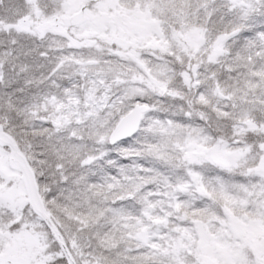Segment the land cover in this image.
<instances>
[{
    "label": "snow or ice",
    "instance_id": "snow-or-ice-1",
    "mask_svg": "<svg viewBox=\"0 0 264 264\" xmlns=\"http://www.w3.org/2000/svg\"><path fill=\"white\" fill-rule=\"evenodd\" d=\"M3 36L47 75L0 95V264H264V0H20Z\"/></svg>",
    "mask_w": 264,
    "mask_h": 264
},
{
    "label": "trees",
    "instance_id": "trees-1",
    "mask_svg": "<svg viewBox=\"0 0 264 264\" xmlns=\"http://www.w3.org/2000/svg\"><path fill=\"white\" fill-rule=\"evenodd\" d=\"M19 2L20 0H3V5H0V14L3 13V9H1L2 6L7 4L15 6ZM17 39L23 43V37H17ZM8 41V36L0 37V49H10L8 52H0V76H2L5 81H7L9 77L14 78V80L10 87L0 88V95L16 89L18 87L16 80L29 82L32 87H28L27 91H34L35 86L41 85L44 77L47 75L46 68L42 66L41 58L35 51L23 49L16 45L10 46ZM190 42L193 46L195 45L193 41L190 40ZM44 63H47V61H44ZM15 96L22 97L23 93L18 91L15 93ZM21 127L23 126L21 125ZM36 139L39 146L40 138L37 137Z\"/></svg>",
    "mask_w": 264,
    "mask_h": 264
},
{
    "label": "rangeland",
    "instance_id": "rangeland-1",
    "mask_svg": "<svg viewBox=\"0 0 264 264\" xmlns=\"http://www.w3.org/2000/svg\"><path fill=\"white\" fill-rule=\"evenodd\" d=\"M33 4H34V0H33ZM8 7H14V6L7 4V5L2 6L1 9H3V11H4V9L8 8ZM38 12H39V9L33 7V13H38ZM70 15L71 14H66L62 19L67 20V19H69ZM123 15L126 16V18L128 19V21L130 23H135V21L132 19L131 16H128V14H123ZM89 31H92V29H90ZM85 34H87V33H85ZM141 38H149L150 39V33H142ZM202 38H203V33L199 29H193V30H191V31H189L183 35V40L185 41V43L192 48H196L198 43L202 40ZM190 40L193 41V43L195 44L194 46L190 42Z\"/></svg>",
    "mask_w": 264,
    "mask_h": 264
}]
</instances>
